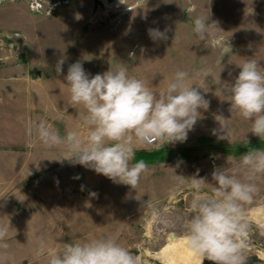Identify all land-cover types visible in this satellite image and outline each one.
I'll return each instance as SVG.
<instances>
[{"label":"rangeland","instance_id":"obj_1","mask_svg":"<svg viewBox=\"0 0 264 264\" xmlns=\"http://www.w3.org/2000/svg\"><path fill=\"white\" fill-rule=\"evenodd\" d=\"M198 15L210 16L219 28L207 46L193 32ZM149 29H167V40L154 42ZM249 58L264 67V0H0V228L7 229L8 245L0 248V264H47L48 251L102 235L115 237L140 264H201L182 227L194 198L192 177L198 172L197 178L211 183L215 168L231 167L227 158L238 163L245 153L264 150V138L232 115L211 77L203 81L209 91L200 89L209 109L201 110L204 118L185 142L136 148L132 163L147 165L140 200L132 198L130 186L55 160L67 146L45 144L39 126L60 137L72 130L86 133L83 110L70 105L65 81L68 67L78 61L90 76L124 66L158 90L177 70L191 75L211 69L234 82L236 64ZM216 115L232 117L230 142L212 134H219ZM142 151H158L159 158L144 160ZM169 167L184 176L183 183ZM254 183L258 191L244 205L250 226L246 255L260 259L246 264H264V176ZM42 247L45 253L38 255Z\"/></svg>","mask_w":264,"mask_h":264},{"label":"clouds","instance_id":"obj_2","mask_svg":"<svg viewBox=\"0 0 264 264\" xmlns=\"http://www.w3.org/2000/svg\"><path fill=\"white\" fill-rule=\"evenodd\" d=\"M210 16L198 15L193 21V32L199 41L207 46L216 22H209ZM219 29V28H218ZM167 29H149L148 34L155 42L167 40ZM255 58L236 64L240 69L234 82L221 79L211 69H202L189 74L177 70L164 86L153 90L149 84L130 76L126 67L90 76L78 61L68 67L65 76L69 102L82 109L85 134L79 130L69 131L65 137L39 126L41 140L47 145H66L67 152L58 161H69L95 171L113 183L130 186L140 200L144 193L139 191L142 176L147 172L143 161L132 163L137 147L150 146L153 141L166 144L185 142L188 133L202 111H208L209 101L205 99L206 87L203 81L212 78L221 101L230 103L229 111L250 122L248 132L264 138V67ZM63 60L55 67L62 73ZM196 87H193V85ZM223 97V98H222ZM232 119V117H231ZM231 119L216 115L219 123L218 140L230 142L227 132ZM31 131V129H29ZM182 161H178L176 167ZM231 167L215 168L212 182L193 176L191 188L194 198L190 202V214L182 222L187 236V247L200 258L213 264H246L248 233L250 226L244 205L250 203L258 191L254 181L264 176V150L255 149L245 153L237 163L227 158ZM173 179L183 183L184 176ZM79 177H77L78 179ZM212 185L208 191V186ZM91 197H98L95 192ZM90 206V205H87ZM159 218V214H156ZM171 227L172 222L161 221ZM7 229L0 228V248H7ZM42 247L38 255H44ZM47 264H140L139 257L117 242L115 237L102 235L81 242L65 243L59 250H50Z\"/></svg>","mask_w":264,"mask_h":264},{"label":"trees","instance_id":"obj_3","mask_svg":"<svg viewBox=\"0 0 264 264\" xmlns=\"http://www.w3.org/2000/svg\"><path fill=\"white\" fill-rule=\"evenodd\" d=\"M158 151H152V152H147V151H142L141 152V156L143 157V159L145 160H151V159H154V158H159V156H157Z\"/></svg>","mask_w":264,"mask_h":264},{"label":"water","instance_id":"obj_4","mask_svg":"<svg viewBox=\"0 0 264 264\" xmlns=\"http://www.w3.org/2000/svg\"><path fill=\"white\" fill-rule=\"evenodd\" d=\"M30 76L31 77H35V73L33 71L30 72ZM260 258L256 255H252V256H248L247 257V261H258ZM203 264H213V262L208 261L207 259H205L203 261Z\"/></svg>","mask_w":264,"mask_h":264},{"label":"built area","instance_id":"obj_5","mask_svg":"<svg viewBox=\"0 0 264 264\" xmlns=\"http://www.w3.org/2000/svg\"><path fill=\"white\" fill-rule=\"evenodd\" d=\"M155 141H153V143H154Z\"/></svg>","mask_w":264,"mask_h":264}]
</instances>
